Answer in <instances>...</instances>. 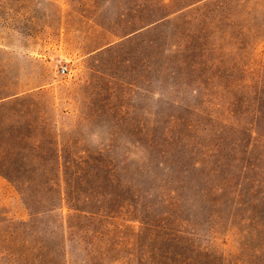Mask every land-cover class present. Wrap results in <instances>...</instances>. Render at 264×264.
I'll list each match as a JSON object with an SVG mask.
<instances>
[{
    "label": "rangeland",
    "instance_id": "1",
    "mask_svg": "<svg viewBox=\"0 0 264 264\" xmlns=\"http://www.w3.org/2000/svg\"><path fill=\"white\" fill-rule=\"evenodd\" d=\"M88 188L154 209L173 191L210 259L245 253L243 217L264 212V0H0V254L57 239L63 191ZM26 194L57 207L34 216ZM140 216L93 224L134 238Z\"/></svg>",
    "mask_w": 264,
    "mask_h": 264
},
{
    "label": "trees",
    "instance_id": "2",
    "mask_svg": "<svg viewBox=\"0 0 264 264\" xmlns=\"http://www.w3.org/2000/svg\"><path fill=\"white\" fill-rule=\"evenodd\" d=\"M109 181H112L110 176ZM64 182L67 183V179ZM92 192L94 189L90 192L89 188L63 191L72 211L70 217L84 218L88 224L75 227L69 223V217L66 225L62 221L59 223L61 232L57 239L42 234L38 237L31 233L34 237L19 241L14 249L3 251L0 259L5 260L6 264H264L263 211L243 217V221L247 222L244 230L249 235L248 241L242 246L245 253L235 261H216L210 259L212 253L207 247H201L196 242L200 236L197 233L199 227L192 219L182 215L180 208H175L174 202H171L173 191L161 198L157 209L149 201L137 204V197L132 193L119 199L112 198L111 204L105 205L99 201L96 193L91 195ZM112 193L103 190L97 194L109 199ZM24 197L34 216L52 212L57 207L50 201L37 208L31 195L26 194ZM115 200H119L121 205L116 207ZM120 212L123 217L117 216ZM138 214L141 215L144 230L134 234V238L116 235L112 230L101 229L93 224V221L101 219L129 220ZM11 242H7L8 245ZM17 249L18 252H15Z\"/></svg>",
    "mask_w": 264,
    "mask_h": 264
},
{
    "label": "built area",
    "instance_id": "3",
    "mask_svg": "<svg viewBox=\"0 0 264 264\" xmlns=\"http://www.w3.org/2000/svg\"><path fill=\"white\" fill-rule=\"evenodd\" d=\"M66 72V67H61L60 68V73L64 74Z\"/></svg>",
    "mask_w": 264,
    "mask_h": 264
}]
</instances>
